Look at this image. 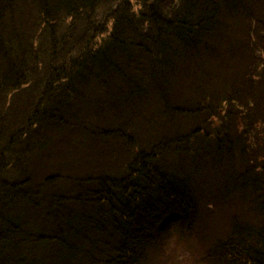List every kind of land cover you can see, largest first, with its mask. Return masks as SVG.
<instances>
[{"label": "trees", "instance_id": "trees-1", "mask_svg": "<svg viewBox=\"0 0 264 264\" xmlns=\"http://www.w3.org/2000/svg\"><path fill=\"white\" fill-rule=\"evenodd\" d=\"M212 178L264 264V0H0V264H176Z\"/></svg>", "mask_w": 264, "mask_h": 264}, {"label": "rangeland", "instance_id": "rangeland-1", "mask_svg": "<svg viewBox=\"0 0 264 264\" xmlns=\"http://www.w3.org/2000/svg\"><path fill=\"white\" fill-rule=\"evenodd\" d=\"M105 8L106 7H102L98 11V15L97 17H95L96 22L101 21V16L103 15L102 13ZM68 27L60 22L56 26V31L59 34V30H66L68 29ZM39 29H41L40 26ZM46 36L40 38L39 46L48 52L51 51V48L50 43L47 44V42L45 41ZM124 153H126L125 150ZM215 182L216 180L212 178V180H208L207 184L201 186L202 191H206L205 197L203 198L205 202V209L203 214H209V217L205 218L204 220L205 223H202L201 225L198 224L194 227V229H191L190 235H175L174 237H172V240L169 243L168 250L171 252V254H173L174 259H171L174 260L176 264H204L202 261L204 255L202 245L204 243H202V240L213 236L219 231V228L223 224L221 221V216L222 214H226L225 210L227 208V206L224 207V205L221 203V200H216L212 203L215 207L210 202L211 198L208 197V194H215L214 191H212L210 188L211 183L215 184ZM200 183L203 184L202 182ZM242 208L243 207L241 205H236L235 208L233 207L232 214L235 213V210L236 212H239Z\"/></svg>", "mask_w": 264, "mask_h": 264}]
</instances>
